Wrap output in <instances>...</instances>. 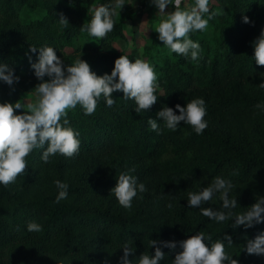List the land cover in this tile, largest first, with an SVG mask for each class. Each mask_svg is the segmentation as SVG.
<instances>
[{
    "label": "trees",
    "instance_id": "obj_1",
    "mask_svg": "<svg viewBox=\"0 0 264 264\" xmlns=\"http://www.w3.org/2000/svg\"><path fill=\"white\" fill-rule=\"evenodd\" d=\"M188 2L187 7L194 6V0ZM113 3L0 0V64L20 77L12 87L0 81V103L23 104V90H35L41 83L29 56L32 63L38 62V50L46 46L56 50L65 66L82 59L98 76L111 75L122 55L133 62L143 59L155 68L160 86L158 101L147 112L136 113L135 101L124 99L122 92L113 94L112 107L101 97L90 116L77 106L68 114V126L79 133V155L69 159L57 154L45 163L44 149H36L15 183L0 184V264H121L125 244L136 250L129 260L137 264L142 254H155L151 240L177 242L175 250L157 245L165 253L160 264H172L182 251L178 242L201 231L209 246L223 241L227 254L239 264H264V255L246 252L247 241L264 233V223L232 228L236 215L264 198V109L257 108L264 104V88L259 87L264 84V67L254 59V42L264 31V0H210L204 18L220 14L209 20L206 31L190 34L201 45L197 61L169 55L155 31L158 9L152 4L139 57L116 48L127 38L126 26L139 7L114 17V30L104 39L81 31L96 7ZM61 13L68 20L63 28ZM244 16L250 23L243 22ZM130 32L132 39L135 33ZM196 98L205 100L207 110L208 128L202 135L183 122L171 131L158 119L163 107L175 110L177 104L186 107ZM148 119L157 120L158 131L151 129ZM121 173L136 177L147 189L138 193L130 210L111 193ZM217 176L232 182L229 198L238 202L232 219L221 223L188 207V194L201 192ZM57 180L68 185V197L59 203ZM201 207L222 210L220 194ZM30 222L41 225L42 231L29 232ZM225 235L232 237V245Z\"/></svg>",
    "mask_w": 264,
    "mask_h": 264
},
{
    "label": "clouds",
    "instance_id": "obj_2",
    "mask_svg": "<svg viewBox=\"0 0 264 264\" xmlns=\"http://www.w3.org/2000/svg\"><path fill=\"white\" fill-rule=\"evenodd\" d=\"M150 3L158 9L160 15L166 18L159 21L155 31L159 34V40L164 47L169 49V55H177L197 61L202 51L199 42L193 41L190 34L206 31L209 20L220 13H212L205 19V14L210 12V0H194V6L181 8L182 0H150ZM169 5L174 6V11L166 13ZM125 6V0H114L112 6L101 5L94 9L90 23H85L81 31H86L91 37L104 39L114 30V17L120 15ZM60 23L68 24L67 18L61 13ZM244 23H250L247 16L243 17ZM32 53L37 49L30 48ZM38 62H29L34 74L41 81L36 90L34 103L23 105L21 102L0 103V184L4 187L16 182L19 176L28 169L27 158L36 149H44L41 159L45 163L50 162V157L57 154L66 158H74L79 155L81 142L79 133L70 125L68 114L80 106L85 115H93L97 109L101 97L108 107L115 104L113 94L122 92L124 99L135 101V112L150 110L158 101L156 95L159 89L158 77L155 68L143 59L134 62L126 55L115 60L111 75L98 76L91 66L84 60L78 59L73 65L65 66L56 50L50 46L40 48ZM255 63L264 67V31L254 42ZM45 77L49 79L46 81ZM20 77L15 75L14 69L6 64H0V81L12 87L18 83ZM264 88V84L259 85ZM264 109V104L257 105ZM26 109V110H25ZM17 110H23V114L17 115ZM178 110L179 115L176 114ZM207 110L203 98L193 99L186 107L177 104L176 109L163 107L157 113L167 129L176 131L178 125L183 122L190 125L197 135H202L208 128L205 120ZM148 124L153 131L159 130V124L155 119H148ZM46 146V147H45ZM135 171V169H132ZM235 174V173H234ZM59 189L56 202L67 199L68 185L59 180L55 181ZM234 185L231 181L222 177H215L210 186L205 187L199 193L188 194V207L199 208L204 217L217 223L232 219L233 210L237 208L236 199H230L229 193ZM147 189L143 183H138L136 177L121 173L117 179V185L112 189L118 203L125 209L132 208V202L138 193H144ZM217 193L220 194L222 210H214L211 207L202 208L201 205L211 201ZM172 207L171 204L168 205ZM264 223V198L259 199L245 213L235 216L233 229L243 226L245 229ZM29 232H40L42 226L30 222L27 226ZM210 235L207 240H211ZM206 234L201 231L190 238L180 241L181 252L176 254L172 264H239L237 259L230 257L225 249V243L217 240L209 246L206 242ZM228 245H232V237L224 236ZM175 250L177 242H160L151 240L150 246L155 248L154 255L142 254L137 264H160L165 258L161 247ZM124 255L121 264H132L129 256L135 253V249L128 244L123 246ZM246 252L249 255H264V233L257 235L254 240H248ZM107 264V261H105Z\"/></svg>",
    "mask_w": 264,
    "mask_h": 264
},
{
    "label": "rangeland",
    "instance_id": "obj_3",
    "mask_svg": "<svg viewBox=\"0 0 264 264\" xmlns=\"http://www.w3.org/2000/svg\"><path fill=\"white\" fill-rule=\"evenodd\" d=\"M145 2V3H143ZM182 4L188 6L189 2L188 0H182ZM151 5L150 0H125V6L121 10L120 16L125 15L130 10L134 9L135 7H139V10L137 11L135 18L133 21L128 22L125 33L127 34V38L123 42H118L116 44V48L118 50L120 49H126L127 52H133L138 57L141 55L143 50V42L145 37H147L149 33V25H148V17L149 12L147 11V8ZM166 13H170V7L165 10ZM156 16L158 18V21H161L162 19L166 18L165 16H162L159 14L158 10L156 13ZM68 24H60V27L63 28L67 26ZM134 30V36L131 39L129 34L131 33L130 30ZM132 40L135 43H131ZM36 100V90H23L22 92V101L24 105H27L28 103H34Z\"/></svg>",
    "mask_w": 264,
    "mask_h": 264
}]
</instances>
